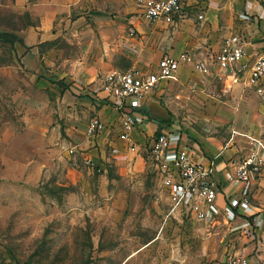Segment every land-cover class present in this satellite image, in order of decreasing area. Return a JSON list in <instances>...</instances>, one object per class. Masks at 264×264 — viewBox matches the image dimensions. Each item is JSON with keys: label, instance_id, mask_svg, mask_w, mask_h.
Instances as JSON below:
<instances>
[{"label": "rangeland", "instance_id": "rangeland-1", "mask_svg": "<svg viewBox=\"0 0 264 264\" xmlns=\"http://www.w3.org/2000/svg\"><path fill=\"white\" fill-rule=\"evenodd\" d=\"M140 20L137 0H0V264L228 263L233 224L167 216L147 151L114 158L108 140L83 135L93 116L59 94L79 63L134 67ZM204 76L200 89L164 93L154 120L264 137V100L217 70Z\"/></svg>", "mask_w": 264, "mask_h": 264}, {"label": "crops", "instance_id": "crops-1", "mask_svg": "<svg viewBox=\"0 0 264 264\" xmlns=\"http://www.w3.org/2000/svg\"><path fill=\"white\" fill-rule=\"evenodd\" d=\"M248 6L250 8L247 9ZM246 11L251 16L248 21L240 18V15ZM199 14L203 15L202 19L198 18ZM139 16L141 20L138 24L141 23L142 26L138 25L140 28L138 32L142 34V37L138 41L139 51L136 54L134 67L131 68L152 70L156 67L159 58L163 56L176 57L183 51H189L195 57L206 56V60L211 63L210 70H217L221 73L214 60L221 51L225 39L233 34H240L246 39L245 49L250 62L254 58L252 56L254 53L264 55V0H197L196 3L186 6L181 17L176 18V22L171 25L162 22L153 24L145 22L140 9ZM130 39H135L136 42L137 36L136 38L130 37ZM112 68L113 64L104 57L92 63H79L74 72L61 77L66 86L59 88V94L62 101H65V106L68 104L82 105L88 115L97 116L105 123L106 127L96 135V141L104 140V138L108 140L114 158L125 159L136 156L143 159L142 153L147 151L150 139L156 132L174 127L181 128L179 120L172 123L154 120V117L160 114L157 104L161 96L177 88L179 90L183 88L182 93L185 94H188V91L191 92L193 86L200 89L205 76L195 73L191 66L182 64L177 74L172 78L173 80L161 81L153 93L146 97L141 111L147 119L137 125L131 134L133 142L139 149V152L134 154L127 148V143L118 137L119 117L117 112L110 104H101L102 97L105 95V92L100 89L101 78ZM225 76L231 81L230 84H245L256 96L261 97L248 84L247 72L239 73L236 81H234V76L229 73ZM53 82L49 84L52 83L51 85L55 86V82ZM262 100L264 99L262 98ZM66 110L69 111L71 108L66 107ZM84 125L86 126V124ZM108 132H112V134L109 135ZM182 133L181 143L188 149L192 161L205 160L220 152V156L217 158L219 171L224 167H230L232 162L244 157L251 148L247 137V143L236 142L235 138L238 137L235 135L236 132L225 141L206 135V132ZM238 135L251 136L246 133ZM251 137L264 141V137ZM217 175L220 179L223 178L222 172H218ZM234 189L223 184V189L218 196L220 206L223 205L224 196L234 194ZM250 201L255 214L240 216L231 223L234 230L228 236L230 244L227 254H231L232 251L238 258L246 259L249 264L251 261L264 263V177L255 179L251 184ZM220 221L223 219L220 218L217 223ZM239 226L249 227L252 238L239 234Z\"/></svg>", "mask_w": 264, "mask_h": 264}, {"label": "built area", "instance_id": "built-area-1", "mask_svg": "<svg viewBox=\"0 0 264 264\" xmlns=\"http://www.w3.org/2000/svg\"><path fill=\"white\" fill-rule=\"evenodd\" d=\"M196 2L197 0H137V6L145 22L171 25L176 22V18L181 17L186 6ZM198 18L202 19L203 15L199 14ZM240 18L248 21L251 16L246 11ZM246 44V39L240 34L229 36L214 62L222 75L229 73L234 76V81L239 73L247 72L248 84L264 99V55L254 53L250 62ZM182 64L189 65L195 73L204 75L209 71L211 63L206 60V56L195 57L189 51H183L176 57L159 58L152 70H111L101 78L100 89L105 92L102 101L110 104L117 112L118 137L127 143L130 152H139L131 134L137 125L147 119L141 111L143 101L161 81L173 78ZM105 127L99 117L93 116L86 123L84 135L91 139ZM244 136L250 142V150L221 171L217 166L220 152L205 160H191L188 149L181 143L183 133L179 127L162 129L151 137L147 157L160 187L166 193L167 216L197 223H212L222 218L225 223L231 224L240 216L255 214L250 201V189L255 179L264 177V141ZM66 150L73 154L76 147L70 146ZM218 172H222V179L218 177ZM223 184L235 188V191L234 194L224 196L223 205L220 206L218 196ZM227 264L249 263L246 259L228 254Z\"/></svg>", "mask_w": 264, "mask_h": 264}, {"label": "trees", "instance_id": "trees-1", "mask_svg": "<svg viewBox=\"0 0 264 264\" xmlns=\"http://www.w3.org/2000/svg\"><path fill=\"white\" fill-rule=\"evenodd\" d=\"M5 40H6V41H7V40L9 41L10 39H6V37H5L4 35H1V34H0V41H5Z\"/></svg>", "mask_w": 264, "mask_h": 264}]
</instances>
